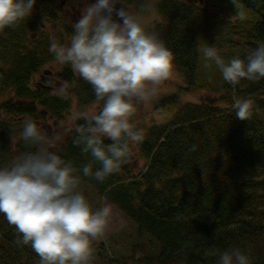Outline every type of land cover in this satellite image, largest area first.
Segmentation results:
<instances>
[{
    "label": "trees",
    "instance_id": "1",
    "mask_svg": "<svg viewBox=\"0 0 264 264\" xmlns=\"http://www.w3.org/2000/svg\"><path fill=\"white\" fill-rule=\"evenodd\" d=\"M55 3L36 0L29 17L0 31V167L14 161L12 143L20 136L25 118L61 120L71 107V96L77 98L80 109L91 104L102 107L91 84L71 64L61 66L55 77L58 86L42 76L33 83L42 66L56 59L51 43L62 44L74 31L64 24L63 33L53 40L52 33L41 29L43 19H58ZM123 3L141 15L148 12V0ZM154 8L159 20L148 31L157 33L172 50L173 65L184 82L178 92L161 97L155 105L159 111L177 105L171 119L146 128L143 141L134 143L136 160L132 162L129 141V154L120 170L103 181L82 173L86 164L93 171L101 165L75 143L81 118L55 151L73 164L83 182L135 224L136 246L142 255L136 259L132 255V264H217L213 248H239L248 254V247L256 245H261L257 252L261 259L253 262L264 264V79H243L233 85L222 76L216 102L179 101V93L196 91L212 80L209 76L207 83L198 82L200 59L208 46L201 39L203 33L224 24L230 34L227 53L220 51L223 44L210 45L229 57L228 62L237 56L245 58L264 40V0H156ZM241 9L244 19L239 18ZM231 13L238 17L234 22L225 18ZM39 29L43 33L38 34ZM237 98L253 101L251 118L235 115ZM111 142L105 139V144ZM18 235L0 213V259L40 264L30 244L16 242ZM92 247L95 264L106 248L95 240Z\"/></svg>",
    "mask_w": 264,
    "mask_h": 264
},
{
    "label": "clouds",
    "instance_id": "2",
    "mask_svg": "<svg viewBox=\"0 0 264 264\" xmlns=\"http://www.w3.org/2000/svg\"><path fill=\"white\" fill-rule=\"evenodd\" d=\"M35 4L36 0H0V31L29 17ZM239 18H245L243 9ZM50 50L59 63L71 64L102 102L98 112L78 114L83 123L75 143L101 165L95 171L91 164L84 165L83 175L103 181L120 170L129 141H143V133L130 118L137 105L155 97L171 77L173 52L157 33L145 29L123 0H91L74 22L70 43L53 41ZM203 53L230 84L264 79V40L245 58L237 56L230 62L215 45L206 46ZM252 108L251 99L237 98L233 103L239 119L251 118ZM106 138L112 142L105 144ZM20 139L28 150L20 151L11 166L0 167V213L15 226L16 242L30 244L40 264H92V241L104 232L110 205L92 208L79 189L77 169L53 150L54 138L34 119L25 118ZM211 254L218 256L217 264H252L239 248H213Z\"/></svg>",
    "mask_w": 264,
    "mask_h": 264
},
{
    "label": "rangeland",
    "instance_id": "3",
    "mask_svg": "<svg viewBox=\"0 0 264 264\" xmlns=\"http://www.w3.org/2000/svg\"><path fill=\"white\" fill-rule=\"evenodd\" d=\"M148 1L151 6H147L148 12L147 14H145V16L137 13L131 6L127 7V10L130 13L137 15L142 19L143 25L147 31L149 30V27H152L159 20L158 14L154 8V3L156 0ZM90 2L91 0H56V11L59 12L58 19L55 21H53L52 19H43L40 22L42 24L41 29L43 31L48 32L49 34L52 33L53 35L51 36V38L53 40H56V36L58 35V33L64 30V24H70L71 27L74 29V22L80 17L84 8ZM201 6L203 8L208 9L205 3H203ZM220 16H223V14H220ZM225 18L229 19L230 22H234L238 17H236V15H232L231 13L228 16H225ZM216 27H218L217 30L213 31L210 34L205 35L203 33L204 37H201V39L204 41V43H208V45L213 44L214 42L223 44V46L220 47V51L226 54L227 52L225 53L224 51L227 50L226 46L229 45L227 40L230 34L228 31H226L224 24L221 26L218 25ZM41 29L38 30V34L43 33ZM71 37L72 36L64 38V42H62V44L70 43ZM229 52H231L230 49ZM222 57L225 59V62H228L229 57ZM208 62L209 59L204 56L202 57V59H200L198 69V82H206L207 78L210 76L212 78L210 83L207 86H205L207 82L204 83L203 85L205 87L199 88L193 92L179 93L180 103L187 101L201 102L206 100H209L210 102H216V99H214V97H218V95L220 96V93L218 92L217 88L220 85L222 72L221 69L214 62L211 63L210 67L212 68L208 67ZM62 65L63 64L59 63L56 59L48 62L47 64H44V66H42V68L40 69L39 73L34 75L33 83L39 82L42 74L44 78L54 76V81L52 80L53 86H55L54 84H59L55 81V77L57 73L61 71ZM174 68L175 67L173 66L171 77L159 86V91L156 96L147 102H142L138 104L136 112L130 118L134 126H136L142 133L145 132L146 128L153 123H160L162 121H167L171 119V116L177 108V105L171 106L167 109L160 111L156 110L155 108V105L161 97L174 92H178V87L180 88V86L184 85L183 79H181V74H179V72ZM213 68H217L218 71L214 70ZM46 80L50 81V79ZM8 98L15 99L14 96L12 97V95H9ZM71 99V107L66 113H64L63 119L57 120L56 118L54 119L52 117L45 116L44 118L35 121L40 126L43 132L54 138L53 150L59 149L58 147H61V145L63 144L67 133L71 129L76 127L77 119L80 118L78 114L85 112L90 114L94 111L98 112L101 108V105L91 104L90 106H86L85 108L80 109L76 105L78 103L77 98H75V96H71ZM19 137L20 136L15 138L12 143L15 159L9 166H11L16 161L17 156L21 154V150L19 151L18 148L15 146L19 141ZM130 144V162H132L131 160H136L133 155L136 151V148L133 142L130 141ZM137 165L138 167L142 166V162H139ZM79 189L84 193L94 210L97 208H102L106 204L110 205L112 209L104 232L95 239H93L96 243H103L106 248V252L103 253L102 256H98L97 253H95V255H97L94 260L95 264H116L113 260H115L117 264H124L125 262L126 264H132V261L129 259L132 258V255H134V259L139 258L142 255V252L138 251L140 249V246H136L137 238L135 237L137 231L135 228V224L118 208H116L115 205L109 203L105 198L99 195L93 188H91L88 183H85L81 180ZM140 241L143 242V246L146 240L143 239ZM260 247L261 245H256L253 248L250 246L248 247L250 249L248 255L251 257L252 264H254L253 261H255L257 258L261 259L259 253H257ZM92 248L94 250V247Z\"/></svg>",
    "mask_w": 264,
    "mask_h": 264
},
{
    "label": "flooded vegetation",
    "instance_id": "4",
    "mask_svg": "<svg viewBox=\"0 0 264 264\" xmlns=\"http://www.w3.org/2000/svg\"><path fill=\"white\" fill-rule=\"evenodd\" d=\"M41 76L43 77V75L41 74ZM48 79H50V83H51V85H52V80L54 81V76H52V77H48ZM56 81V80H55ZM57 85V84H56ZM53 86V85H52ZM53 87H55V86H53ZM33 262H30V261H21V263H9V262H7L6 260H2V259H0V264H32Z\"/></svg>",
    "mask_w": 264,
    "mask_h": 264
},
{
    "label": "water",
    "instance_id": "5",
    "mask_svg": "<svg viewBox=\"0 0 264 264\" xmlns=\"http://www.w3.org/2000/svg\"><path fill=\"white\" fill-rule=\"evenodd\" d=\"M123 5H124V7H126L125 4H123ZM117 6L119 7L120 5H117ZM114 18L119 19L118 17H114ZM16 146H17V147L19 148V150H21V151L28 150L27 146L21 144V139H19V141L17 142Z\"/></svg>",
    "mask_w": 264,
    "mask_h": 264
}]
</instances>
